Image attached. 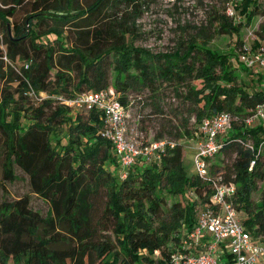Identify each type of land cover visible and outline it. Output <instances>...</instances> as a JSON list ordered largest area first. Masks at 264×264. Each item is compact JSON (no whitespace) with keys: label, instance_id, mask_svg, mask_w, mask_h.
Returning <instances> with one entry per match:
<instances>
[{"label":"trees","instance_id":"trees-1","mask_svg":"<svg viewBox=\"0 0 264 264\" xmlns=\"http://www.w3.org/2000/svg\"><path fill=\"white\" fill-rule=\"evenodd\" d=\"M77 1H0V81L7 82L0 89L4 178L14 181L15 169H20L28 176L31 193L50 206L46 214L33 209L29 194L0 203V264H176L173 254L182 249L211 193L209 184L188 176L183 145L164 133L154 139L176 144L159 163L136 165L126 177L121 171L117 177L111 168L121 167L102 135L101 111H72L32 91L71 96L114 87L131 112L132 92L159 93L168 84L178 95L185 87L187 110L198 124L220 112L239 115L221 150L236 153V158L229 171L219 163L211 171L237 186L234 202L239 215L244 212L243 223L253 235L264 237V121H244L264 102L263 73L244 65L243 70L256 77V86L239 83L233 65L241 48L223 52L205 39L165 52L136 46L129 22L138 0H95L85 8ZM238 2L235 7L245 19L223 17L220 27L237 35L240 44L241 28L251 25L262 8L260 0ZM19 7L25 12L21 20ZM49 18L52 23L46 24ZM259 36L255 45L264 44V22ZM19 60L22 67L16 69ZM64 125L66 140L57 132ZM193 132L178 128L167 134L177 139ZM248 141L253 149L246 146ZM260 182L261 211L252 201ZM188 189L197 199L168 203L167 193L186 195Z\"/></svg>","mask_w":264,"mask_h":264},{"label":"rangeland","instance_id":"rangeland-1","mask_svg":"<svg viewBox=\"0 0 264 264\" xmlns=\"http://www.w3.org/2000/svg\"><path fill=\"white\" fill-rule=\"evenodd\" d=\"M3 1V0H0ZM77 1V0H76ZM95 0H78L79 7L85 8ZM138 8L131 14V21L129 25L132 26L135 32L134 44L149 48L153 52L173 51L179 46L186 45L193 39L207 40L214 48H218L223 52H229L233 49L238 52L246 42L253 43L259 36L261 25L264 22V0H260L262 11L254 19L253 23L241 28L242 43L237 44L238 36L231 33H224L220 27L223 17L234 21L244 20L245 18L239 14L238 8L235 6L239 3L238 0H138ZM232 7L235 15L228 14V9ZM18 17L20 20L25 16L22 7H19ZM54 19V17H52ZM36 22V20H35ZM52 21H46V24H51ZM45 27V26H44ZM34 30H39V25L34 24ZM43 30V27L41 28ZM45 29V28H44ZM65 34L70 31L68 26L65 27ZM70 33V32H69ZM71 34V33H70ZM2 37V34H0ZM132 39V36L129 38ZM53 40V37H52ZM50 40V41H52ZM57 45V41H52ZM1 48L6 52V45L1 43ZM4 61L8 62L4 58ZM235 56L234 68L239 75V83H247L250 89L256 86V77L247 71L243 70L244 64ZM237 65L239 67H237ZM16 69L22 67V61L19 60L14 64ZM199 88L202 86L200 80H194ZM7 85L6 81H0V89ZM13 87L17 83H12ZM264 88V79L262 82ZM185 87L180 89V95L176 93L173 85L165 84L159 93L149 92H132L130 99L131 104V126L134 134H144L147 139H154L159 133H164V137L175 139L178 143L183 145L184 159L183 167L188 176L193 177L196 175L194 168V154L197 144V131L199 124L196 123L195 117L190 116L187 107L188 101L185 98ZM84 115L85 110H82ZM235 119H240L239 115H234ZM258 121L255 122L257 124ZM261 122V121H259ZM180 128L183 132L185 128L194 131L190 136L181 138L175 135L167 134V131L173 133ZM67 126L57 127V132L64 135L66 134ZM196 130V132H195ZM5 137L0 129V203L6 199H17L26 194L31 196V206L33 209L46 214L49 210V204L40 196L31 193L28 183V176L20 169L16 168L17 178L14 181H8L4 178L3 162L4 155L1 148L4 146ZM236 158V153L229 151H222L216 155L211 163L221 164L224 166L223 171H229L232 163ZM114 174L119 177L120 169L114 166L111 168ZM263 183H259L258 189L252 194V201L256 204V209L261 211L257 203L262 198ZM167 193V192H166ZM197 199V195L192 189H188L186 195L181 193L172 196L167 193V201L169 204L176 200L183 203L187 198ZM240 216L243 218L244 212ZM245 217V216H244ZM253 235V233H252ZM253 238L264 243V237L255 236ZM254 240V239H253Z\"/></svg>","mask_w":264,"mask_h":264},{"label":"built area","instance_id":"built-area-1","mask_svg":"<svg viewBox=\"0 0 264 264\" xmlns=\"http://www.w3.org/2000/svg\"><path fill=\"white\" fill-rule=\"evenodd\" d=\"M228 14L235 15L232 7L228 9ZM237 58L246 67L264 75L263 43L255 45L246 42ZM28 67L29 63H26L25 68ZM31 93L40 98H55L72 111H101L105 120L102 135L111 142L123 177L136 165L159 163L165 151L176 144L167 138L147 139L144 134H134L131 112L118 99L114 87L71 96ZM262 120L264 102L251 109L244 121L246 125H254ZM234 121L231 113L220 112L204 118L199 124L194 168L196 176L209 184L211 193L209 202L199 208L197 223L184 238L182 249L173 254L176 264H264V243L253 238L235 205L237 186L211 171V161L221 152L223 139L233 129ZM246 146L254 148L252 141H248Z\"/></svg>","mask_w":264,"mask_h":264}]
</instances>
